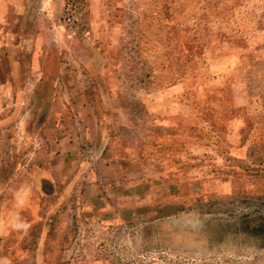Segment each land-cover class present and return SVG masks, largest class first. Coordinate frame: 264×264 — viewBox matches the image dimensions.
Instances as JSON below:
<instances>
[{
  "label": "rangeland",
  "instance_id": "1",
  "mask_svg": "<svg viewBox=\"0 0 264 264\" xmlns=\"http://www.w3.org/2000/svg\"><path fill=\"white\" fill-rule=\"evenodd\" d=\"M264 0H0V264H264Z\"/></svg>",
  "mask_w": 264,
  "mask_h": 264
},
{
  "label": "trees",
  "instance_id": "2",
  "mask_svg": "<svg viewBox=\"0 0 264 264\" xmlns=\"http://www.w3.org/2000/svg\"><path fill=\"white\" fill-rule=\"evenodd\" d=\"M262 230H264V228H262Z\"/></svg>",
  "mask_w": 264,
  "mask_h": 264
}]
</instances>
